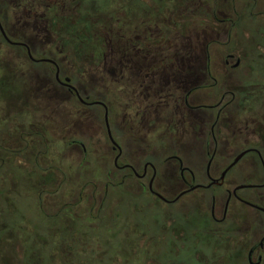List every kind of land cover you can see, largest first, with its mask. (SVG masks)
<instances>
[{"label":"flooded vegetation","instance_id":"af4514ba","mask_svg":"<svg viewBox=\"0 0 264 264\" xmlns=\"http://www.w3.org/2000/svg\"><path fill=\"white\" fill-rule=\"evenodd\" d=\"M247 7L264 15V0H0V178L31 181L52 257L264 264V28L236 26ZM185 195L148 229L145 209Z\"/></svg>","mask_w":264,"mask_h":264},{"label":"trees","instance_id":"16d2710c","mask_svg":"<svg viewBox=\"0 0 264 264\" xmlns=\"http://www.w3.org/2000/svg\"><path fill=\"white\" fill-rule=\"evenodd\" d=\"M249 11L250 9L247 7L245 16L236 21L237 27L242 23L247 29H255L259 26L253 21L257 17L250 14ZM261 24L264 28V22ZM0 157H4V155H0ZM5 162L0 170L10 168V172L13 173L14 168L9 166V161L6 159ZM31 186L30 180H25L15 174L8 178H0V264H53L50 255L51 239L46 237L51 216L48 215V212L38 208V210H34L35 216H39L37 219L43 223L40 225L38 221L30 220L29 214H27V211L32 210L30 205H34V202L37 205L38 199L31 191H22L20 188H30ZM21 196L26 197L29 201L32 200V203L28 204L27 211L18 205V199ZM61 232L64 233L63 230ZM36 234H40L42 238L36 240ZM21 242L25 246H22ZM57 264H78V259L68 260V263L59 259Z\"/></svg>","mask_w":264,"mask_h":264},{"label":"rangeland","instance_id":"374dc122","mask_svg":"<svg viewBox=\"0 0 264 264\" xmlns=\"http://www.w3.org/2000/svg\"><path fill=\"white\" fill-rule=\"evenodd\" d=\"M106 1L107 0H100V3L101 4L102 3L105 4ZM259 10L262 11L263 9L262 8H258V11ZM255 11H257V9L254 10V12ZM253 21L257 24V26L259 25L258 27H260V24L264 22V15H262L261 17L259 16V17L255 18ZM241 25H242V27H244L245 24L242 23ZM250 33L255 35V33H253L252 31ZM248 35H249V32H247L246 39L243 38L242 41L240 40V44L241 45L238 46V49H244V51H246L248 53H254V48L251 46V45H253L252 44L253 42L250 40ZM242 54L245 55V53H242ZM246 60H248V58H246ZM260 75H262L263 78H264V68L261 70ZM16 85H18V84L14 81V82L6 83L4 85V87H3L2 95H3V98H6L8 96L6 98V100H7L6 103L9 105L8 107H14L15 103H19V101H20L19 98H20V91L21 90ZM16 92L18 93V95H17ZM10 96H13L14 98H11ZM235 170H237V169L234 168L233 171H235ZM212 192H213V189H211V190L205 189L203 191H200V193H202L205 196L212 194ZM215 192L218 193V190H215ZM189 200H191V201H189ZM31 203H32V200L29 201V199H27L24 196H21L18 199V205L25 211H27L28 204L30 205ZM193 203H194V201L192 199V195H185L182 198V200H180L178 202H172V203L167 204V205L157 203V204H155V205H157L156 208H154L153 210L145 209L142 212V214H143L144 218L146 219V223L148 224V229L152 231V230H155V225H154V223L151 220L153 218V216L155 215L154 213L159 214V213H162V212H166V213H169V214H171V215H173L174 217L177 218L178 214H179V211H181V209H183L185 204L193 205ZM30 207L32 208V210L27 211L28 212L27 214H29L30 220H32L34 222L38 221L40 225L43 224L40 219H37V218H39V216H35V214L33 213L34 210H38L36 205H35V202H34V205H30ZM49 237L47 236V238H49ZM168 237L169 236L167 235V239H168ZM21 244H22V242H21ZM22 246H25V245L22 244ZM113 247H114V245L112 243H109L108 251L109 250L112 251ZM159 247H160L159 248V252H158L159 257L167 259L168 262L175 258L176 255H174V258H171V257H173L174 251L170 248L169 245H165V246L161 245ZM178 256L180 258H184V261L188 260L189 264H204L203 262L201 263V261H200V263H198L194 258H192L191 256L187 255L185 251H181ZM177 260H179V259H177ZM51 261H52L53 264H57L58 258L52 257Z\"/></svg>","mask_w":264,"mask_h":264}]
</instances>
